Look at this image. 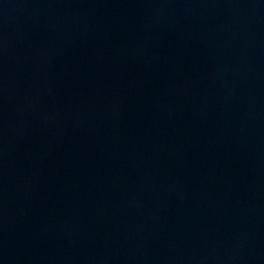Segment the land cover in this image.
I'll return each instance as SVG.
<instances>
[{
	"label": "water",
	"instance_id": "water-1",
	"mask_svg": "<svg viewBox=\"0 0 264 264\" xmlns=\"http://www.w3.org/2000/svg\"><path fill=\"white\" fill-rule=\"evenodd\" d=\"M0 264H264V0H0Z\"/></svg>",
	"mask_w": 264,
	"mask_h": 264
}]
</instances>
